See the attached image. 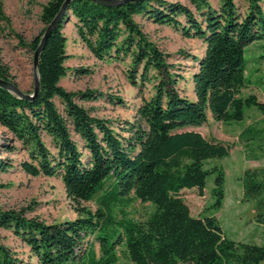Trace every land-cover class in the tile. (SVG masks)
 Returning a JSON list of instances; mask_svg holds the SVG:
<instances>
[{"label":"trees","instance_id":"1","mask_svg":"<svg viewBox=\"0 0 264 264\" xmlns=\"http://www.w3.org/2000/svg\"><path fill=\"white\" fill-rule=\"evenodd\" d=\"M63 2L48 0L41 6L44 28L30 42L10 33L31 54V61ZM185 2L142 0L110 7L74 0L38 57V95L26 100L0 88V127L6 137L2 152H25L27 159L19 164L22 172L60 178L66 196L76 205L75 219L52 223L28 216L30 206L0 208V228L11 230L36 264H116L121 245L132 264H259L264 260V245L227 239L215 217L192 216L180 195L189 189L202 195L207 177L216 171L215 207L223 197V172L208 170L205 164L226 157L229 148L193 128L205 124L208 114L215 122L229 124L243 120L246 107L264 113V103L255 95L242 96L249 87L245 49L264 41L263 2ZM136 16L203 41V55L194 57L192 98L181 93L182 78L168 63L170 56L147 38ZM72 17L79 41L96 60H128L126 74L133 86L152 82V94L141 100L134 121L124 122L120 132L110 120L93 116L77 103L96 101L102 93L69 92L59 85L67 73L63 29ZM0 20L8 21L1 6ZM80 72L87 73L76 70ZM0 79L18 87L1 60ZM238 138L243 143L259 139L261 149L264 124L244 128ZM10 167L11 162L0 159V172ZM240 181L244 199L258 200L257 209L263 211L258 222L264 225V169H248ZM93 200L95 211L80 206ZM135 200L154 206L145 221L124 215ZM0 264L31 263H24L0 242Z\"/></svg>","mask_w":264,"mask_h":264},{"label":"rangeland","instance_id":"2","mask_svg":"<svg viewBox=\"0 0 264 264\" xmlns=\"http://www.w3.org/2000/svg\"><path fill=\"white\" fill-rule=\"evenodd\" d=\"M48 0H0L1 10L7 22L0 20V60L8 66L13 81L22 92H31L33 85L31 54L18 46V41L11 35H18L28 43L41 34L44 25L40 21L41 6ZM187 4L185 0H167ZM263 10H264V0ZM213 5L215 3L213 2ZM147 38L159 49L170 56L168 63L175 66L181 76L178 84L183 95L192 98V75L197 69L194 57L203 55L205 45L197 38H186L180 31L154 23L136 16ZM67 59L64 66L66 75L60 79L59 85L66 91L77 92L96 90L103 97L96 101L82 102L80 105L99 118L110 120L120 132L124 122H132L135 112L143 98L152 94V82L133 86L127 79L128 60L98 61L90 51L79 41L75 29L69 24L65 28ZM264 41L255 42L245 49L246 75L249 87L242 91V96L253 94L258 101L264 103ZM87 73H76V70ZM111 98H119L121 102ZM57 106L61 109L58 101ZM264 124V113L256 107L244 108V118L239 122L224 124L215 122L208 114L207 121L201 127L193 128L205 139L216 140L229 148V153L222 159H212L205 164L208 170H221L224 174L222 200L215 207L214 178L216 171L206 179L202 195L197 189L181 191L180 195L194 217H215L224 236L236 243L264 245V225L258 222V215H263L257 209V199H244L240 178L244 171L264 169V144L261 149L257 141L242 142L238 138L242 130L248 126L261 127ZM5 131L0 128V159L11 162V167L0 172V208L18 209L33 207L28 216H36L47 223L73 220L77 217L76 205L66 196L64 185L60 178L45 176H27L19 164L27 159L25 152H2L1 142ZM264 143V142H262ZM100 193L96 195L99 196ZM81 207L96 210L93 201L81 202ZM154 211L149 203L133 201L123 212L127 219L145 221ZM117 213V212H116ZM123 214V213H122ZM118 215V213H117ZM92 238H90L91 240ZM0 242L13 251L15 256L24 263L28 259V249L14 236L11 230L0 228ZM94 242V241H93ZM95 250L98 245L94 243ZM116 264H132L126 255L124 245L119 246ZM259 264H264V260Z\"/></svg>","mask_w":264,"mask_h":264},{"label":"water","instance_id":"3","mask_svg":"<svg viewBox=\"0 0 264 264\" xmlns=\"http://www.w3.org/2000/svg\"><path fill=\"white\" fill-rule=\"evenodd\" d=\"M74 0H64V2L61 5V8L58 12V14L54 17V19L51 21V23L46 27L44 30V33L42 34V37L40 39L39 45L34 52L33 59H32V77H33V91L31 94H25L22 92L18 87L14 86L9 81L0 79V88H3L10 92L11 94L17 96L18 98L26 99V100H32L34 99L38 93H39V80H38V74H37V63H38V57L43 50L45 43L47 39L49 38L50 34L53 32V30L57 27L59 24L66 8L68 5ZM93 2H96L101 5L110 6V7H116L120 6L125 3H132V2H140L142 0H90Z\"/></svg>","mask_w":264,"mask_h":264},{"label":"crops","instance_id":"4","mask_svg":"<svg viewBox=\"0 0 264 264\" xmlns=\"http://www.w3.org/2000/svg\"><path fill=\"white\" fill-rule=\"evenodd\" d=\"M76 20H75V18L74 17H72L71 18V21H70V23H68L66 26L68 27V25L69 24H71L72 25V27H73V29H75L74 28V22H75ZM66 26H65V28H66ZM65 28L63 29V33H64V35H65V37H66V34H65ZM76 32V31H75ZM193 97V96H192ZM3 131H5V129L4 128H2V127H0ZM24 245V244H23ZM25 246V245H24ZM26 247V246H25ZM27 248V247H26ZM28 249V248H27ZM27 256H28V259L29 258H31L30 257V253H29V249H28V253H27ZM31 260H33L34 261V264H36V259H34V258H31ZM31 263V262H30Z\"/></svg>","mask_w":264,"mask_h":264}]
</instances>
